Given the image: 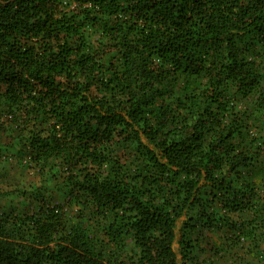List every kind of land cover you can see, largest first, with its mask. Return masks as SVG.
<instances>
[{"label": "trees", "instance_id": "1", "mask_svg": "<svg viewBox=\"0 0 264 264\" xmlns=\"http://www.w3.org/2000/svg\"><path fill=\"white\" fill-rule=\"evenodd\" d=\"M0 162V264H264V0H0Z\"/></svg>", "mask_w": 264, "mask_h": 264}, {"label": "rangeland", "instance_id": "2", "mask_svg": "<svg viewBox=\"0 0 264 264\" xmlns=\"http://www.w3.org/2000/svg\"><path fill=\"white\" fill-rule=\"evenodd\" d=\"M12 152H16L15 149H11ZM4 165L3 162H0V171L2 169V165ZM11 182L5 183L2 181V178L0 180V212L3 210H6L10 208V206H17V207H23L24 201L23 196H21L20 191H15L14 189L16 188V184H29L30 182H35L34 180H39V177L37 174L34 172L33 169L27 170V169H13L11 171V176H10ZM4 180V179H3ZM73 213V212H72ZM213 241H217L218 237L213 236L212 237ZM222 240V239H221ZM208 239L204 240L202 242V247L207 248L208 246ZM176 247H178V243L176 244ZM202 247H199L198 249V254L202 258H209L214 261L215 264H233V257L231 261H229L227 258H223L220 255H217L213 251L209 249H205L204 253H201L202 250H204ZM239 251V249H237ZM242 250H240L241 254ZM239 261H237L238 264ZM254 262V260H253Z\"/></svg>", "mask_w": 264, "mask_h": 264}]
</instances>
